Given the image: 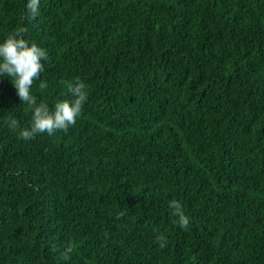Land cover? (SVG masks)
Returning a JSON list of instances; mask_svg holds the SVG:
<instances>
[{
    "label": "trees",
    "instance_id": "trees-1",
    "mask_svg": "<svg viewBox=\"0 0 264 264\" xmlns=\"http://www.w3.org/2000/svg\"><path fill=\"white\" fill-rule=\"evenodd\" d=\"M20 26L37 102L88 97L22 140L0 79V264H264V0H0V40Z\"/></svg>",
    "mask_w": 264,
    "mask_h": 264
},
{
    "label": "clouds",
    "instance_id": "clouds-1",
    "mask_svg": "<svg viewBox=\"0 0 264 264\" xmlns=\"http://www.w3.org/2000/svg\"><path fill=\"white\" fill-rule=\"evenodd\" d=\"M26 9L33 17L37 16L40 12V0H26ZM26 31L25 27L20 26L0 40V79L10 78L19 100L32 108L29 126L22 127L16 118H9L6 121L7 127L13 132L19 130L20 139L31 140L43 133L52 135L58 130L66 132L70 126L75 125L82 114L88 93L86 85L78 81L67 84L71 99L59 100L51 108L47 103H38L32 86L35 81L40 80L41 73L45 71L48 53L37 43L25 39L23 34ZM46 87V82L40 81L39 88ZM170 206L175 209L178 226L187 229L189 218L184 214L181 204L174 200ZM156 242L163 248L167 238L162 234L157 235Z\"/></svg>",
    "mask_w": 264,
    "mask_h": 264
}]
</instances>
